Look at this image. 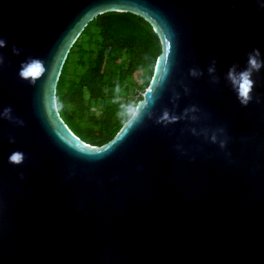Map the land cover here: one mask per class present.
Listing matches in <instances>:
<instances>
[{"label": "water", "instance_id": "obj_1", "mask_svg": "<svg viewBox=\"0 0 264 264\" xmlns=\"http://www.w3.org/2000/svg\"><path fill=\"white\" fill-rule=\"evenodd\" d=\"M108 10L142 16L159 38L136 102L172 67L151 117L97 144L46 102L74 40ZM0 38V112L24 121L0 118V264H264V69L247 107L225 79L253 49L264 58V0H0ZM28 57L50 70L36 85L18 76Z\"/></svg>", "mask_w": 264, "mask_h": 264}, {"label": "trees", "instance_id": "obj_2", "mask_svg": "<svg viewBox=\"0 0 264 264\" xmlns=\"http://www.w3.org/2000/svg\"><path fill=\"white\" fill-rule=\"evenodd\" d=\"M159 50L152 25L134 12L108 10L90 19L71 45L56 86V100L63 104L59 112L72 130L97 144L112 136L123 122L115 95L124 102L131 85L125 79L137 69L144 71L147 85ZM140 97L141 92L130 102Z\"/></svg>", "mask_w": 264, "mask_h": 264}, {"label": "clouds", "instance_id": "obj_3", "mask_svg": "<svg viewBox=\"0 0 264 264\" xmlns=\"http://www.w3.org/2000/svg\"><path fill=\"white\" fill-rule=\"evenodd\" d=\"M7 47V40L0 38V48ZM12 51L15 55L19 56L23 51L21 48L13 45ZM4 64V57L0 55V65ZM217 61L213 59L211 61V66L208 68V73L213 77V83L219 82V77L215 75L217 72L216 68ZM171 62L164 65L161 74L159 75V84L154 85L152 90L149 91L145 100L140 102H123L122 97L115 95L114 103L119 104V111L117 116L122 119L126 125V132L132 131L136 126L142 124L146 116L151 117V109L155 106L157 99L159 98V92L163 88L164 84L167 81L168 76L171 73ZM264 69V58H262V53L260 49H253L251 52L247 53V62L246 66L241 69L238 63H234L230 66L226 73L225 79L230 83L232 90L236 93L237 99L242 106L247 107L253 99V90L255 86V81L253 80L254 73H258ZM49 68L46 67L45 62L39 58L28 57L26 60L22 61L20 64L18 76L25 82H28L31 85H36L46 73H49ZM190 75L192 77H200L203 75V72L193 68L190 70ZM185 91H189L187 88ZM114 93H121V87L117 84L114 88ZM178 98V97H177ZM63 104L59 101L52 99V101L46 102V109H62ZM200 109L195 105L186 108L184 110L183 117H178L176 115L170 114L167 110L163 112L161 117L156 121L158 124H168L175 123L181 118H189V113H197ZM0 118L7 119L19 125H23L24 121L18 118H14L13 109L11 106L6 107L0 112ZM191 120L196 121L199 119L198 116L192 115ZM194 135L198 134L196 129H191ZM224 129H217L216 132L224 133ZM216 132H213L210 139L213 143H216L218 136ZM203 134L207 137L208 132L204 130ZM10 143H15L14 138H9ZM220 147H226V140L219 141ZM9 163L14 165H20L25 160V155L21 151H14L9 156Z\"/></svg>", "mask_w": 264, "mask_h": 264}, {"label": "rangeland", "instance_id": "obj_4", "mask_svg": "<svg viewBox=\"0 0 264 264\" xmlns=\"http://www.w3.org/2000/svg\"><path fill=\"white\" fill-rule=\"evenodd\" d=\"M143 72H144L143 70L137 69L132 73V75L126 77L125 80L127 82H130L131 85H130V89L126 93L127 98L124 100L125 103L130 102L135 97H137L139 92H142V90L144 88V81H143V77H142ZM93 108L99 109L100 105L94 104ZM86 130L89 131V128ZM96 131H98V130H96Z\"/></svg>", "mask_w": 264, "mask_h": 264}]
</instances>
